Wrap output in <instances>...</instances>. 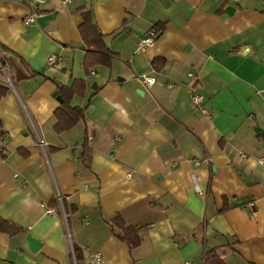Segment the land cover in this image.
<instances>
[{"label": "crops", "instance_id": "0c3cea01", "mask_svg": "<svg viewBox=\"0 0 264 264\" xmlns=\"http://www.w3.org/2000/svg\"><path fill=\"white\" fill-rule=\"evenodd\" d=\"M81 8L113 54L89 73ZM151 29L155 45L139 50ZM0 43L39 66L12 79L9 65L12 83L0 72L11 88L0 99V216L26 228L0 231V264H204L213 248L227 264H264V0H0ZM78 79L87 89L72 104L85 118L58 133L55 93ZM116 214L139 228L140 246L116 235Z\"/></svg>", "mask_w": 264, "mask_h": 264}, {"label": "trees", "instance_id": "16d2710c", "mask_svg": "<svg viewBox=\"0 0 264 264\" xmlns=\"http://www.w3.org/2000/svg\"><path fill=\"white\" fill-rule=\"evenodd\" d=\"M82 13V23L80 25L81 36L86 44L87 50L85 53L83 66L86 73L96 64H103L110 66L112 62L111 48L105 41V35L96 25L93 20L91 11L80 9ZM162 27V24L160 25ZM157 26L156 28H161ZM159 30V29H158ZM0 52H2L3 61H7L9 65L17 68L15 76L16 79L30 78L35 75V72L27 73L25 68H32L31 65L23 57L16 62L15 57L10 53L9 48L0 43ZM165 61L162 58H154L152 65L155 69H160L164 66ZM86 81L84 79L74 80L71 85H58L59 93L62 97L60 106L55 111L56 121L54 130L58 133L72 129L76 124L85 118V110L80 106L72 104V100L76 95L84 96L86 93ZM11 88L8 84L0 82V99H3ZM0 131L3 133V123L0 118ZM264 138V136H263ZM22 155H26L27 151L23 148L19 149ZM91 148L84 145L82 152V162L88 166L90 160ZM54 207L60 206L59 199L56 198L51 202ZM110 224L116 235L126 243L130 248H136L141 245L143 238L140 234L139 228L133 225H127L121 214H116L112 217ZM117 229L119 232H117ZM0 231L10 235H16L26 231V228L15 224L12 221L6 220L0 216ZM76 259L79 261L83 258V251L74 244L73 246ZM204 264H227L220 253L215 249L206 251L204 255Z\"/></svg>", "mask_w": 264, "mask_h": 264}, {"label": "built area", "instance_id": "2783aa9c", "mask_svg": "<svg viewBox=\"0 0 264 264\" xmlns=\"http://www.w3.org/2000/svg\"><path fill=\"white\" fill-rule=\"evenodd\" d=\"M44 1L45 0H36V3L41 4ZM37 14H38V10L32 9L29 12V14L26 16L25 23L26 24H30V23L34 22L36 20ZM157 35H158V31L155 30V29H151L145 35V37H143L140 40V42H139V50L143 51V50H146L149 47L154 46L155 43H156ZM48 60H49V62L51 64H53V63L56 62L57 56L56 55H51ZM8 69H9V64H8L7 61H3L2 52H0V72L4 73L6 75V78H7L9 83H12L11 78H10L9 73H8ZM140 77H141L142 81L145 84L149 85V86L155 84V82H156V79L154 77L148 76L146 74H142V76H140ZM192 102H193L194 106H196L198 109H200L204 113H206V114L210 113V110H209L208 106H206L204 104V96L202 94L195 92L193 94V96H192ZM240 155L242 157H244V158H248L249 157L248 154H246V153H241ZM258 161H259L260 164H264V155L261 156L258 159ZM43 206L46 207L45 204ZM46 209H47L48 213H55L56 212L55 209L50 208V207L49 208L46 207ZM94 259L96 260L97 263H101L102 262V255L100 253H97V254L94 255Z\"/></svg>", "mask_w": 264, "mask_h": 264}, {"label": "water", "instance_id": "95a60500", "mask_svg": "<svg viewBox=\"0 0 264 264\" xmlns=\"http://www.w3.org/2000/svg\"><path fill=\"white\" fill-rule=\"evenodd\" d=\"M235 7L233 5H228L225 8V11L228 14H232L234 12ZM30 64L34 67V68H38L39 66L37 64H35L34 62H30ZM55 96L57 97V99L62 102V97L61 95L58 94V91H56ZM256 131L258 134L264 135V129L260 126L256 127ZM28 241H29V245L30 248L33 251H36L40 248V246L42 245V242L40 240H38L37 238H35L32 234L28 233Z\"/></svg>", "mask_w": 264, "mask_h": 264}, {"label": "rangeland", "instance_id": "374dc122", "mask_svg": "<svg viewBox=\"0 0 264 264\" xmlns=\"http://www.w3.org/2000/svg\"><path fill=\"white\" fill-rule=\"evenodd\" d=\"M10 71H11V67H10ZM8 73H9V69H8ZM10 75V74H9ZM11 78V77H10Z\"/></svg>", "mask_w": 264, "mask_h": 264}]
</instances>
